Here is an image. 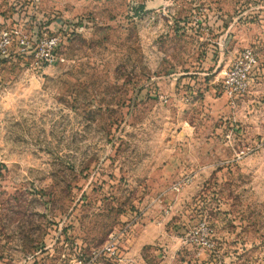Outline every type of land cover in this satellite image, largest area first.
<instances>
[{
    "label": "rangeland",
    "instance_id": "1",
    "mask_svg": "<svg viewBox=\"0 0 264 264\" xmlns=\"http://www.w3.org/2000/svg\"><path fill=\"white\" fill-rule=\"evenodd\" d=\"M13 27L63 61L0 60V264H264V0H0Z\"/></svg>",
    "mask_w": 264,
    "mask_h": 264
},
{
    "label": "built area",
    "instance_id": "2",
    "mask_svg": "<svg viewBox=\"0 0 264 264\" xmlns=\"http://www.w3.org/2000/svg\"><path fill=\"white\" fill-rule=\"evenodd\" d=\"M61 42L62 35L58 33L49 35L43 31L38 35L35 32L28 34L23 29L15 27L1 29L0 60L10 56L11 52L12 55H27L32 59L31 68L37 75L41 76L46 69L63 61L60 54ZM257 68V54L253 49L245 48L234 59L229 69L224 72L221 91L231 103L245 94L249 87L250 78L257 71ZM203 244L207 247L212 246L208 241ZM99 252L108 256L115 255L117 253L116 241L110 239Z\"/></svg>",
    "mask_w": 264,
    "mask_h": 264
}]
</instances>
